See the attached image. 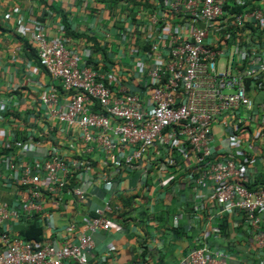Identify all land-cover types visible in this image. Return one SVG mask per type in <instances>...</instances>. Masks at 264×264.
<instances>
[{
	"label": "built area",
	"instance_id": "obj_1",
	"mask_svg": "<svg viewBox=\"0 0 264 264\" xmlns=\"http://www.w3.org/2000/svg\"><path fill=\"white\" fill-rule=\"evenodd\" d=\"M125 1L135 6L137 1L149 3L138 12L143 20L134 22L137 26L128 27L130 20L128 26L122 25V42L106 36L112 43L118 42L117 53L122 49V73L132 67L133 75L122 74L120 95L112 90L116 71L103 66L110 63L113 68L118 56L112 52L116 56L107 63L97 57L98 52L103 53L102 47L106 48L104 42L101 49L91 46L94 33L90 32V37L81 34L89 40L82 51L71 46L63 21L55 37L43 25L32 24L30 43L39 64L62 84L66 96L61 100L57 92L43 93L39 102L45 109L39 115L47 122L77 128L79 139L71 136V144L79 145L75 157L79 160L53 158L56 148L50 151L45 141L53 132H45L43 138L37 137L31 126L19 133V123L13 129L5 127L8 130L0 142L4 163H0V179L8 186L17 185L20 192L15 206L0 203V224L13 226L37 217L46 225L53 213L46 208L48 201H53L56 209L63 206L61 213L67 211L70 201L84 210L81 225L72 221L49 236L44 230L41 242L0 233V264H91L88 255L96 248L94 234L111 231L112 206L107 200L91 204V194L79 187L81 176L74 178V174L87 166L83 154L91 153L95 146L116 155L115 160H105L111 170L120 166L134 169L157 144L168 153V166L176 167L178 178L184 165L173 159L171 150L181 146L182 158L194 161L196 176H189L188 167L185 180L192 182L195 192L205 181L210 182L213 193L208 202L194 207L196 216L203 219L205 211L210 214L214 207L212 230L218 233L221 217L242 214L249 225L244 237L252 242L255 254L263 257L259 264H264V184L262 176L253 175L257 162L264 160L245 147L246 139L264 142V104L257 105L247 94L251 78L259 83L252 86L254 94L264 93V45L259 43L264 40V0H153L157 6L154 12L149 11L152 0ZM48 13L53 12L50 9ZM157 23L165 25L159 32L154 27ZM253 114L259 124L254 130L250 127ZM219 123L230 135L228 146L213 145L214 127ZM93 130L98 143L82 149V141L95 140ZM61 143L64 141L59 139L57 145ZM70 149L74 147L64 154L70 155ZM112 176L103 178L102 186L106 188ZM70 178H74L72 184ZM114 188L109 184V190ZM67 198L71 200L66 202ZM89 204L91 211H86ZM111 254L114 251L109 249L106 255ZM229 261L230 256L212 255L201 247L177 264Z\"/></svg>",
	"mask_w": 264,
	"mask_h": 264
},
{
	"label": "crops",
	"instance_id": "obj_2",
	"mask_svg": "<svg viewBox=\"0 0 264 264\" xmlns=\"http://www.w3.org/2000/svg\"><path fill=\"white\" fill-rule=\"evenodd\" d=\"M135 3L138 5H130L125 0H0V109L4 106V111L0 112V142L8 130L5 127L9 125L13 129L14 124L19 123L21 127L18 126V133L21 128L29 126L37 137H43L47 131L53 132V136L45 140L50 151L56 148L53 158L59 159L62 156L68 160L75 159L80 147L78 144L77 147L71 144V136L79 139L77 128L47 122L39 115L45 109L39 102L43 93L57 92L61 100L66 96L62 84L54 81L39 64L36 51L30 43L32 24L43 25L44 30L55 37L60 24L62 21L64 24L67 23L64 20L67 18L72 31L75 32V35L70 36L71 46L82 51L86 49L85 45L89 40L81 34L89 36L90 32L94 33L95 37L89 36L91 46L95 45V49H100L101 43L104 42L106 48L102 47L103 53L98 52L97 57L105 58L107 63L114 60L110 59L112 52L118 56L112 63L113 68L110 63L103 66L109 71H116L117 79L112 90L114 94L120 95L122 74L128 77L133 75L132 67L122 73V49L119 48L117 53L115 47L118 42L112 43L106 36L113 35L122 42V38H119L122 25L128 26L127 21L130 20L131 24L128 27L137 26L134 22L143 20L138 12L148 7L149 2ZM149 5V11L154 12L157 8L156 1L152 0ZM50 9L52 14L48 13ZM164 26L157 23L154 27L159 32ZM259 43L264 45V40H259ZM254 93L253 87L247 91L248 96L257 105L264 104V93ZM93 110L97 111L98 108ZM149 111H152V107H149ZM257 119L255 114L251 116L250 127L253 130L259 126ZM92 136L95 139L92 142L82 141V149L85 146L87 149L94 146V142H97L96 131H92ZM229 136L223 123L217 124L214 127V147L228 146ZM59 139L64 143L57 145ZM157 145L156 148H151L145 160L138 164L140 167L134 169L126 166L113 167L115 193L108 189L109 184L111 186L110 182L103 188L101 180L109 175L105 160H115L116 155L107 154L95 146L91 153L83 154L87 167L80 170L82 180L78 184L79 187L87 194H91V204H100L107 200L112 206L111 231L94 234L96 248L90 256L91 264H177L178 260L190 251L201 247L207 248L212 255L217 253L230 256L229 264H259L263 257L255 254L252 242L244 237L249 230L244 216L242 214L223 216L220 218V232L213 231L215 208L210 209V214L209 211H205L203 219H199L194 210L201 202L210 200L213 193L210 182L205 181V184L199 186L195 192L192 182L188 183L185 180L188 167L189 176H196L194 161L190 163L182 158L181 155L184 153H181V146H175L171 150L173 159L184 165V172L178 178L176 167L168 166V153ZM70 146L74 149L68 151L70 155H65ZM245 147L252 154L262 156L264 160V142L246 139ZM16 154L17 151L14 155ZM22 160L29 163L25 158ZM256 174L262 176L260 179L264 182V163L261 160L254 167L253 175ZM197 178L199 177L195 180ZM73 179H69L70 184ZM18 192L20 188L17 185L8 186L0 179V203L15 206ZM128 198L133 200L135 198V203L127 208V212L122 216L125 209L123 203ZM70 200L67 198L65 201ZM52 203L53 201H48L46 208L48 211H54V224L57 230L71 224L72 221L81 225L84 210L81 206L70 201L67 211L61 213L59 209L62 210L63 206L56 209ZM85 210L91 211V205H87ZM176 216L177 220L174 221ZM26 221L13 226L7 223L0 224V233L8 234L11 238L21 237L27 240L23 233L25 231L28 233L29 224ZM37 222L38 227L46 230L48 236L54 232L51 225L46 228L43 222L39 220ZM109 249L114 251L111 256L106 255Z\"/></svg>",
	"mask_w": 264,
	"mask_h": 264
},
{
	"label": "trees",
	"instance_id": "obj_3",
	"mask_svg": "<svg viewBox=\"0 0 264 264\" xmlns=\"http://www.w3.org/2000/svg\"><path fill=\"white\" fill-rule=\"evenodd\" d=\"M64 20H66V22L68 23H65V28H66V32H67V34L69 35V36H72V35H75V32L74 31H72V27H71V24L67 21V18H65ZM248 85H250L249 86V88L250 87H252V86H259V83H254V81L252 80V78H251V80L249 79V81H248ZM248 88V89H249ZM257 113L259 114V116H261L262 115V113L261 112H258L257 111ZM263 184H264V182H263ZM256 184H254V186H255ZM253 186V187H254ZM133 203H135V198H134V200H133V198H128V199H125L124 200V203H123V206H125V209H124V211H123V213H122V216H123V214L124 213H126L127 212V208H129V207H131V205L133 204ZM119 213V212H118ZM121 215H120V217H122ZM149 219V218H148ZM25 220H27L26 222L29 224V227H28V233L25 231V232H23L24 234H25V237H26V239L28 240V241H33V243H35V241L36 242H41V241H43V239H44V230L42 229V228H40V227H38L39 226V224H38V219L37 218H35V217H28V218H25ZM51 221L52 222H54V217H50L48 220H47V223H46V227H50V224L49 223H51ZM40 222V221H39ZM23 226H25V225H23ZM28 226V225H27ZM54 230H57V228L55 227L54 228Z\"/></svg>",
	"mask_w": 264,
	"mask_h": 264
},
{
	"label": "clouds",
	"instance_id": "obj_4",
	"mask_svg": "<svg viewBox=\"0 0 264 264\" xmlns=\"http://www.w3.org/2000/svg\"><path fill=\"white\" fill-rule=\"evenodd\" d=\"M101 49V48H100ZM41 66V65H40ZM42 67V66H41ZM43 68V67H42ZM44 69V68H43ZM45 70V69H44ZM48 74V73H47ZM118 121L116 120V123H117ZM217 125V124H216ZM75 160H79L78 158H75ZM87 167V166H86ZM121 167V166H120ZM107 168V170H109V175H111L113 172H114V170H111V168L109 167V166H107L106 167ZM82 168H78L77 170H76V172H75V177L74 178H76L77 177V174H79L81 177H82V173H80V170H81ZM108 175V176H109ZM105 178V177H104ZM80 180H82V178L80 179ZM87 180H89L88 178H87ZM108 182H110L111 184H113V186H115V184H114V178H113V176H112V181L111 180H108ZM101 183H102V180H101ZM262 183H263V180H262ZM105 186H103V188H104ZM109 191H111V193H115V188H114V190H109ZM53 212V213H52ZM51 213H52V216H50V217H53L54 216V211H52ZM35 218H37V217H35ZM39 221H41V222H43L42 220H40V218H37ZM51 227H52V225H54V228H55V224H54V222H52L51 221ZM47 228V227H46Z\"/></svg>",
	"mask_w": 264,
	"mask_h": 264
},
{
	"label": "rangeland",
	"instance_id": "obj_5",
	"mask_svg": "<svg viewBox=\"0 0 264 264\" xmlns=\"http://www.w3.org/2000/svg\"><path fill=\"white\" fill-rule=\"evenodd\" d=\"M115 56L116 55H114L113 53H111L110 58H114ZM241 112L243 113V115H245V111L244 110H242ZM88 256H89V259H90L91 254H89Z\"/></svg>",
	"mask_w": 264,
	"mask_h": 264
}]
</instances>
